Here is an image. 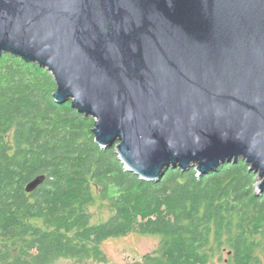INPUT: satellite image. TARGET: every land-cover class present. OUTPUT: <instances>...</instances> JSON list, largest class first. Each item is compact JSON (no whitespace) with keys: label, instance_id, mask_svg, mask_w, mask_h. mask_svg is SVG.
<instances>
[{"label":"water","instance_id":"water-1","mask_svg":"<svg viewBox=\"0 0 264 264\" xmlns=\"http://www.w3.org/2000/svg\"><path fill=\"white\" fill-rule=\"evenodd\" d=\"M4 53L48 70L140 178L241 158L264 194V0H0Z\"/></svg>","mask_w":264,"mask_h":264},{"label":"trees","instance_id":"trees-1","mask_svg":"<svg viewBox=\"0 0 264 264\" xmlns=\"http://www.w3.org/2000/svg\"><path fill=\"white\" fill-rule=\"evenodd\" d=\"M55 90L45 68L0 56V264L103 259L102 242L130 232L161 244L127 264H264V194L243 159L142 179L115 145L95 142L93 118L55 102ZM97 198L110 215L93 223Z\"/></svg>","mask_w":264,"mask_h":264},{"label":"rangeland","instance_id":"rangeland-1","mask_svg":"<svg viewBox=\"0 0 264 264\" xmlns=\"http://www.w3.org/2000/svg\"><path fill=\"white\" fill-rule=\"evenodd\" d=\"M87 209L92 216L93 223L104 221L110 215V211L99 198L90 204ZM160 244L161 238L158 235L130 232L104 240L101 244L104 253L103 259L85 258L79 261L75 258H59L54 264H127L142 262L144 255L159 248ZM222 257L226 258V254L224 253Z\"/></svg>","mask_w":264,"mask_h":264}]
</instances>
